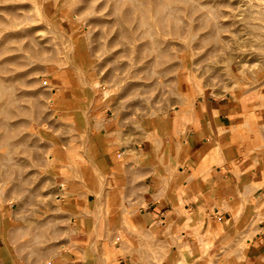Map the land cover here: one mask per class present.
Returning <instances> with one entry per match:
<instances>
[{
	"label": "rangeland",
	"instance_id": "obj_1",
	"mask_svg": "<svg viewBox=\"0 0 264 264\" xmlns=\"http://www.w3.org/2000/svg\"><path fill=\"white\" fill-rule=\"evenodd\" d=\"M154 4L0 2L7 20L29 16L0 22V82L10 86L0 106L16 100L11 115L0 113V264L246 263L264 224V0H165L164 15L172 16L164 25L175 33L157 34L149 21L142 36L133 27L144 13L153 18ZM210 102L226 106L211 111L217 126L203 110ZM223 124L230 127L218 135ZM189 132L206 141L193 178L204 189L220 167L235 186L223 194L212 186L204 205L189 211L185 185L175 182L180 225H137L136 196L148 188L138 169L158 164L170 191ZM147 141L156 149L143 156ZM252 199L253 217L224 227L220 214L238 216ZM186 229L195 251H186Z\"/></svg>",
	"mask_w": 264,
	"mask_h": 264
},
{
	"label": "crops",
	"instance_id": "obj_2",
	"mask_svg": "<svg viewBox=\"0 0 264 264\" xmlns=\"http://www.w3.org/2000/svg\"><path fill=\"white\" fill-rule=\"evenodd\" d=\"M225 108L226 106L224 104L216 105L213 102H210V105L206 104L203 110L208 112V119L209 120L211 119L210 124L213 126H217L216 117L215 118L213 117L214 115H212L211 111L218 110V112H220L221 114L223 111H225ZM188 134H189L188 135L189 154L185 158V160L181 162V165L178 167V172H174L172 174L170 191H169V183L167 186L164 178L162 177L161 172L158 169H156V167L159 166L158 164H154V162H151V164L149 165V163L147 162L145 167H140V169H138L142 177L144 178V182L146 183L148 188L144 193L140 194L139 196H136L138 199L137 202L141 204L140 215L134 218V221L136 222L137 225L142 224L149 226V228L152 226L160 227V225H162V227H165L170 223L171 224L177 223L176 225H180L181 212L172 193L173 192L172 188L175 185V182L183 183L185 185L186 200L183 201V205L187 209H189V211H190V207L197 209L199 205H204L205 203L204 199L206 198L207 191L212 186L216 185L218 187V189L220 190L219 194L222 193L221 190L223 188L226 187L228 190H230V187L235 186L236 183L230 182V175L228 171L227 170L224 171L220 167L219 168L216 167V170L213 171L211 175L207 176L204 179V183H205L204 185L207 186L204 189L202 187L203 186L202 182L198 178H193L194 176H192L191 174H193L198 167L197 161L194 159L195 154L196 152H201V151L205 153L203 147L204 145H206V141L200 143L199 138H202L201 140H205L204 137H200L201 136L200 133H196L197 135H195L189 132ZM155 149H156L155 144L152 141H147L142 143L138 150L141 151L143 156H145L153 153ZM171 157L174 158L175 154H172ZM192 161L195 163H193ZM115 164L116 163L113 162L110 164V166L113 168ZM193 164L194 166H191ZM150 194L156 195V199L148 200L146 205H144L143 201L147 199ZM253 195H255V193H253L252 196ZM249 201L250 202L245 206L244 210H242L238 216L232 215L228 209H225L224 212L220 214L219 216L220 222L224 225V227L226 226L227 228L231 225H235L237 228L243 227L246 221L253 217L254 208L259 202L256 203V201H253V199ZM73 202H74L73 197H69L68 205H73ZM223 203H224V199H222L220 205H223ZM177 212H179L180 214ZM215 214H219L218 207L215 208ZM167 219H169V221L170 220L172 221L168 223ZM191 223H194L196 226H198L196 222H190L189 224ZM202 225L203 222L200 226ZM168 228L169 226H167L166 228L167 232L165 233V235L168 233ZM260 228L263 231L257 233L256 238L252 239L251 245L245 250L246 257H244V259L242 260V262L244 260L246 261V263L244 264H264V224H262ZM146 229H148V227H145L142 230H146ZM181 234L183 237H187L186 242L183 241V243L186 244V251H195L196 241L195 238L192 236L193 231L191 229H186L183 230ZM95 236L96 234L93 231H91L90 234L88 235L90 243H95L94 241L96 240L93 239ZM166 260L167 259L162 260L161 263L162 264L167 263ZM120 262L121 264H126L125 262H123V260H120ZM90 264H98V262L91 261Z\"/></svg>",
	"mask_w": 264,
	"mask_h": 264
},
{
	"label": "bare ground",
	"instance_id": "obj_3",
	"mask_svg": "<svg viewBox=\"0 0 264 264\" xmlns=\"http://www.w3.org/2000/svg\"><path fill=\"white\" fill-rule=\"evenodd\" d=\"M4 1H6V0H0V2H4ZM123 1V0H122ZM125 1V0H124ZM133 1V0H132ZM141 1V0H140ZM155 1V4H154V6H155V10H153V18L152 19H148L147 18V16L145 15L146 13H144L143 15H141V17L139 16L138 18H140L139 19V23L138 24H136L137 26H135V27H133V29H135L134 31H138V33L139 34H141L142 36H145L146 34H149V31H148V29L146 28V24L149 22V21H152L155 25H154V27L156 26V29H158L157 30V34L159 33V34H167V31H169V33L171 34V35H173L174 33H175V29L172 27V28H167L165 25H164V21H166V19L168 18V16L169 17H171L172 16V14H167V15H164V12H163V7L166 5L165 4V0H154ZM194 1V0H193ZM67 2V1H66ZM127 2V1H126ZM136 2V1H135ZM112 3H114V2H112ZM128 4H130V3H128ZM136 4H138L137 2H136ZM113 5V4H112ZM43 6V5H42ZM114 6V5H113ZM145 6V3L143 2L142 4L140 3V4H138V7H144ZM119 10V9H118ZM140 10V9H139ZM0 11H3V12H8V11H10V9H8L6 6L5 7H2V6H0ZM112 11H113V9H112ZM120 11V10H119ZM118 13V12H117ZM210 13V12H209ZM178 15V14H177ZM119 16V15H118ZM14 18L13 19H10V20H7V19H5V17L3 16V15H1L0 14V22L1 23H4V22H9V23H11L12 21H14L15 23H16V20H14V19H16V18H29V16H25V15H20V16H17V15H14L13 16ZM120 17V16H119ZM124 17H125V13H124ZM117 18V17H116ZM127 18V17H126ZM125 18V19H126ZM175 18V17H174ZM131 19H133V18H131ZM127 20V19H126ZM130 21V20H129ZM128 21V22H129ZM151 23V22H150ZM172 23V22H171ZM129 24V23H128ZM130 24H131V22H130ZM173 24V23H172ZM171 24V25H172ZM211 24V23H210ZM151 25L153 26V24L151 23ZM142 27H144V28H142ZM131 29V28H130ZM180 36V35H179ZM130 37V36H129ZM181 38V37H180ZM154 43H159V39L157 40L156 39V41L154 42ZM143 49H145L146 50V47L144 46L143 47ZM155 51L157 52L158 51V49H155ZM154 51V52H155ZM147 52V51H146ZM149 54V53H148ZM154 56V55H153ZM12 59V58H11ZM15 58H13V60H14ZM5 62V61H4ZM148 63V62H147ZM154 67L156 66V61H154ZM155 69V68H154ZM156 71V70H155ZM188 72V71H187ZM186 74V73H185ZM114 75V74H113ZM187 75V74H186ZM2 79V78H1ZM1 79H0V81H1ZM122 78H120L119 80H118V82H117V84H119L120 82H122ZM2 82V81H1ZM1 82H0V99L3 97V95H4V93H5V91H9L8 89H9V87H7V88H5L4 86H3V84H1ZM5 83V82H4ZM14 86H15V84H14ZM54 89V88H53ZM11 90V89H10ZM55 90V89H54ZM193 90V89H192ZM10 92V91H9ZM56 92V91H55ZM53 93V100L54 101H58L59 99H58V97H57V95H56V93ZM8 93V92H7ZM11 94V93H10ZM179 96V95H178ZM9 97V96H8ZM180 97V96H179ZM3 99V98H2ZM184 99V98H183ZM52 101V100H51ZM15 102H16V100L15 99H12V100H8V101H6V103L5 104H3L4 102H1L3 105H1L0 106V113H2V114H4V115H11L12 114V112L10 111L11 109H10V107H11V105H12V103H14L15 104ZM18 104V103H17ZM37 107V106H36ZM77 109H78V106H77ZM80 110H82V109H80ZM79 110V111H80ZM13 111V110H12ZM21 111V110H20ZM42 111V110H41ZM58 111V110H57ZM82 112V111H81ZM83 113H85V112H82V114ZM57 113H55V115H56ZM82 114H81V118L82 119H84L85 117H87L86 116V113L85 114H83L84 116V118L82 117ZM36 115H37V113H36ZM77 115H80V113L79 114H77ZM59 117H61V116H59ZM79 117V116H78ZM32 118V117H31ZM35 119H36V116H35ZM84 121H85V119H84ZM15 122V121H14ZM42 122V121H41ZM45 122V121H44ZM37 126V125H36ZM17 127V125H13V127H11V129L14 131V129ZM227 127H230V125L228 124V125H225V124H223V128H218V130H217V132H218V135H221L223 132H225L226 131V128ZM217 134V133H216ZM20 136V135H19ZM3 137V136H2ZM3 149V148H2ZM50 155H52V154H49V156ZM62 160V159H61ZM54 161H56V159L54 160ZM62 164H66V163H62ZM9 177V176H8ZM262 184V183H261ZM102 192V191H101ZM109 195V194H108ZM110 201V200H109ZM145 201V200H144ZM145 204H146V202H145ZM100 206V205H99ZM110 206V205H109ZM86 208H87V206H86ZM99 208V207H98ZM83 209V208H82ZM106 209V208H105ZM126 209V208H125ZM127 210V209H126ZM89 211V210H88ZM99 212V211H98ZM97 212V213H98ZM128 219V217H124V220L125 219ZM126 221H128L129 222V224H130V221H131V217H129V219L128 220H126ZM74 223V222H73ZM53 231V230H52ZM209 231H211V229L209 230ZM224 231V230H223ZM63 233V232H62ZM53 234V233H52ZM40 238V237H39ZM61 245V244H60ZM63 246L64 245H61V247L63 248ZM76 251V250H75ZM77 252V251H76ZM244 257H246L245 255H243L242 256V258H244ZM60 260H62V257H61V259ZM64 260V259H63ZM66 262V261H65ZM65 262H63L64 264H67V262L65 263ZM239 262V261H238ZM63 263H61V264H63Z\"/></svg>",
	"mask_w": 264,
	"mask_h": 264
}]
</instances>
